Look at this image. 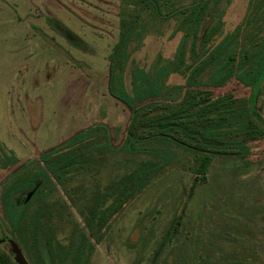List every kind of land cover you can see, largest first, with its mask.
Returning <instances> with one entry per match:
<instances>
[{
	"label": "rangeland",
	"instance_id": "374dc122",
	"mask_svg": "<svg viewBox=\"0 0 264 264\" xmlns=\"http://www.w3.org/2000/svg\"><path fill=\"white\" fill-rule=\"evenodd\" d=\"M167 2L177 9L172 17L164 16L166 10L159 16L139 8L132 27L138 32L124 52L126 62L119 67L117 57L111 75L110 56L121 31L131 26L134 8L122 9V0H0V187L25 163L39 161L41 152L62 146L89 126H107L113 144L120 142L131 111L123 94L135 96L139 106L152 102L151 96L145 98L149 91L143 77L154 78L158 67L173 58L192 0ZM199 23L194 51L192 37L185 41L184 65L202 59L237 28L235 76L223 87L189 89L176 107L150 103L135 116L137 123L156 126V134L172 139L165 148L168 163L103 226L91 222L85 205L103 197L105 209L111 198L104 190L112 179L129 161L151 157L97 155L94 138L88 164H74L71 179L57 186L55 199L66 210L61 220L53 216L51 227L62 264H264V125L249 109L264 57V0H219L216 5L210 0ZM183 82L180 71L165 79L172 93ZM139 87L145 90L138 92ZM163 95L155 97L163 100ZM256 111L264 122V81ZM204 128L224 133L204 136ZM152 133L142 131V143L150 142L145 138ZM232 141L245 143V157ZM191 148L213 156L203 178L195 171ZM2 151L17 162L5 164ZM21 195L13 197L17 206ZM11 242L31 264L0 210V249L21 264Z\"/></svg>",
	"mask_w": 264,
	"mask_h": 264
},
{
	"label": "trees",
	"instance_id": "16d2710c",
	"mask_svg": "<svg viewBox=\"0 0 264 264\" xmlns=\"http://www.w3.org/2000/svg\"><path fill=\"white\" fill-rule=\"evenodd\" d=\"M218 1L212 0L213 5H216ZM209 2L210 0H192V3L188 7V11L190 12L181 21L184 28L173 58L168 60L163 66L158 67L155 71L154 78L149 79L145 76L143 77L142 82L146 83L145 86H148L146 88L149 91L146 92L145 98L151 96L152 102H146L144 105L139 106L135 96L123 94L122 101L131 111L129 122L118 144H113V137L107 126L95 124L76 132L62 146L53 147L41 152L39 154V161L25 163L20 170H15L3 180L0 187V210L10 230L16 235L18 245L31 264H62L64 262L65 258L63 259L61 255H55L57 242L54 239L51 224H53L54 215H58L59 220L62 219V214L66 210V207L60 200L55 199V194L58 185L64 186L71 179V169L74 164L76 165L79 162L81 165L88 164L87 161L91 152L88 149V145L93 144V140L96 141L94 138L97 137V141L93 144L96 146L97 155L108 156L110 154L114 155L117 152H125L128 154H146L151 157L129 161L130 164L126 166L122 173L112 179L107 189L104 190V195L106 194L107 197L111 198V202L105 209H101V206L105 204L103 197L97 200L95 204L85 205L91 222L96 220L98 221V225L103 226L107 218L117 213L126 202L145 188L168 163L165 148L167 144L173 143L172 139H169L170 137L166 135L156 134L155 132L158 130L156 126L137 123L135 116L139 112L145 111L148 107L147 104L150 103L152 105H161L162 108L176 107L185 99V95L189 89H196L202 86L207 88L223 87L235 76L236 48L239 35L237 28L231 33H226L222 39L206 51L202 59L198 58L192 64L184 65L183 54L185 41L192 37L190 49L194 51V42L199 39V20ZM122 4V9L134 8V13L130 21L131 26L121 31L120 38L113 48L110 56V72L113 68V62L115 59L117 60V57L119 67L126 62L123 60L125 57L124 52L134 37V34L138 32L132 30V27L140 15L139 8H147L159 16L166 10L167 13L164 14L166 17L174 16L177 10H171V6L167 0H122ZM211 39L212 35L207 38L206 43L211 42ZM261 50H264V48ZM255 55L257 56L258 54ZM262 55H264V51ZM260 59V62L259 58L256 57L255 59L256 62H259V73L249 96V109L253 118L263 126L264 122L256 111V101L260 93L261 84L264 81V57ZM173 71H180L184 75V82L176 87L174 93L168 89L165 83L166 77ZM111 75H115V73L113 74L111 72ZM116 82L117 86L123 90L124 86L121 84L119 78ZM142 89L144 88H137L138 92ZM161 93L164 94L163 96L165 98L163 100L156 99L155 96ZM115 96L120 98V96ZM144 130H152L155 133L145 138L150 142L142 143L141 140H143V137L141 136V132ZM182 131L185 135H189L184 129ZM117 132H119V129L115 130L114 138L117 137ZM222 133L224 132L218 129H203L204 136L220 135ZM201 142L204 143V141ZM175 143L179 146L182 144ZM231 145L241 150L242 157H245L248 153V147L241 141H232ZM62 150H65L64 152L67 153H61ZM191 151L196 154L195 171L203 178L207 174L213 156L200 149L191 148ZM2 153L5 164L9 165L17 162L15 158H10L8 153L3 151ZM76 153H78L79 158H77ZM16 193L22 194L19 206L15 204L13 199ZM45 202L46 204H44ZM102 218L103 221L101 222ZM42 246L45 249L44 251ZM83 251V248L82 250L80 248V252H77L79 254L78 258L83 254ZM0 264L16 263L6 250L0 249ZM231 264L252 263L232 261Z\"/></svg>",
	"mask_w": 264,
	"mask_h": 264
},
{
	"label": "water",
	"instance_id": "95a60500",
	"mask_svg": "<svg viewBox=\"0 0 264 264\" xmlns=\"http://www.w3.org/2000/svg\"><path fill=\"white\" fill-rule=\"evenodd\" d=\"M11 243H13V242H11ZM13 245H14V247H15L16 250H17V253H18V256H19V261H20V263H21V264H28L27 261L25 260L24 256H23L21 250L19 249V247H18L15 243H13Z\"/></svg>",
	"mask_w": 264,
	"mask_h": 264
}]
</instances>
